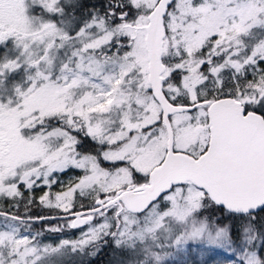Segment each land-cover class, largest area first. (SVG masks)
<instances>
[{"label": "snow or ice", "instance_id": "snow-or-ice-1", "mask_svg": "<svg viewBox=\"0 0 264 264\" xmlns=\"http://www.w3.org/2000/svg\"><path fill=\"white\" fill-rule=\"evenodd\" d=\"M106 250L264 264V0H0V264Z\"/></svg>", "mask_w": 264, "mask_h": 264}, {"label": "rangeland", "instance_id": "rangeland-1", "mask_svg": "<svg viewBox=\"0 0 264 264\" xmlns=\"http://www.w3.org/2000/svg\"><path fill=\"white\" fill-rule=\"evenodd\" d=\"M90 2H95V0H90ZM68 179H69L68 177H64V182L67 183ZM53 190L54 191H59L60 189L59 188H54ZM37 195H39V193H37ZM36 211H39V209H37ZM41 214H47V210H44ZM50 235H51V238L52 239H55L56 238V234H50ZM78 236H79V232L76 231V230H72L70 232H67L65 234V237L64 238L76 239V238H78ZM100 255H105V258H103V260H102V258L95 257V258H91V260L95 261L96 258H97L98 264L99 263L100 264H103L102 261H104L105 259H107L106 262H105V264H109V260L111 259V253L106 250L104 253H102Z\"/></svg>", "mask_w": 264, "mask_h": 264}, {"label": "trees", "instance_id": "trees-1", "mask_svg": "<svg viewBox=\"0 0 264 264\" xmlns=\"http://www.w3.org/2000/svg\"><path fill=\"white\" fill-rule=\"evenodd\" d=\"M98 257H99V258H102V260H103V258H105V255H99V256H97V258H98ZM97 258H96L95 261L91 260V264H98V260H97ZM106 260H107V259H105L104 261H102V263L105 264ZM99 264H100V263H99Z\"/></svg>", "mask_w": 264, "mask_h": 264}]
</instances>
